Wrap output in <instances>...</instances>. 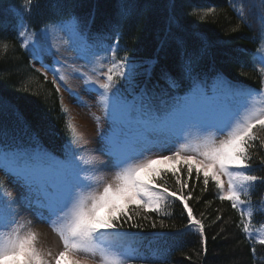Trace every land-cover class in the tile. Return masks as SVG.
I'll return each mask as SVG.
<instances>
[{
    "label": "snow or ice",
    "instance_id": "obj_1",
    "mask_svg": "<svg viewBox=\"0 0 264 264\" xmlns=\"http://www.w3.org/2000/svg\"><path fill=\"white\" fill-rule=\"evenodd\" d=\"M228 4L239 21L246 22L243 0L239 6L235 0H228ZM34 6H39V0H23L16 9V38L20 48L41 63L35 73L45 82L49 81L48 72L53 73L51 84L60 98L69 139L63 159L43 150L0 146V170L23 190L19 197H12L0 181V264L146 261L149 257L131 245L123 247L122 242L142 233L145 223L152 229L157 223L161 229L167 227L164 219H153L151 214L170 216L167 209L175 201L182 204V214L186 213L185 228L199 233L206 253L205 218L203 214L197 218L189 205L195 190L189 183L193 175L203 185L201 192L214 185L218 200L230 202L240 214L237 227L252 244L255 255V245H264L261 229L253 227L250 196L257 182L264 184V175L254 174L253 167L254 159L264 167V155H259L264 151V47L253 55L254 70L260 75L259 89L234 82L222 71H217L209 84L189 57L179 77L162 73L166 98L149 90L147 84H136L139 95L129 100L117 85L120 81L133 85L138 66L126 48L118 55L122 51L118 31L114 42L97 48L89 43L91 21L85 24L74 14L67 23L49 20L39 30L30 29L24 17L31 15ZM216 13V7H208L189 14L204 22ZM172 23H178L175 16L170 18ZM2 47L6 52L8 43ZM61 48L74 51L76 56L71 59H82L85 64L69 63ZM46 56L52 57L51 65L45 63ZM244 67L241 62L240 68ZM69 73L78 74L84 91L96 95L101 115L93 112L91 116L103 141L98 149L87 147L90 141L68 115L60 95L63 85L79 106L91 108L69 84ZM240 74L245 75L242 70ZM185 85L184 95L170 94ZM102 117L109 124L104 134L99 131ZM169 164L172 166L158 167ZM109 175L111 178H106ZM26 213L48 225L58 238L57 250L40 246L38 233L29 227L32 221L24 220ZM220 219L217 215L216 220Z\"/></svg>",
    "mask_w": 264,
    "mask_h": 264
},
{
    "label": "trees",
    "instance_id": "obj_2",
    "mask_svg": "<svg viewBox=\"0 0 264 264\" xmlns=\"http://www.w3.org/2000/svg\"><path fill=\"white\" fill-rule=\"evenodd\" d=\"M240 2L235 0L237 6ZM243 2L247 17L243 23L229 7L228 0H39V6H34L31 15H25L24 20L30 29L39 30L49 20L67 23L74 14L85 24L91 21L89 43L97 48L114 42V33L118 31L122 49L118 55L122 56L126 48L130 59L138 66L133 85L125 81L117 85L131 100L140 91L136 84L141 87L147 84L149 90L165 96L167 88L162 73L179 77L189 57L195 60L201 78L209 84L214 74L222 71L234 82L259 89L260 75L254 70L253 55L264 47V0ZM22 3L23 0H0V146L43 150L63 159L69 136L59 95L51 80L45 82L35 73L34 69L41 66L20 48L16 38V9ZM208 7H216L217 13L204 22L197 15L189 14L193 9ZM173 16L178 23L170 24ZM233 28L237 30L232 31ZM4 42L8 43L6 52L2 47ZM241 62L245 64L243 69ZM241 70L245 75L240 74ZM50 75H53L51 71ZM185 91L186 85L170 94L182 96ZM60 95L68 108L63 85ZM259 155H264V151ZM175 167L180 168V165L175 164ZM253 167L254 174L264 175V167L257 159L253 160ZM180 171L183 174L182 168ZM0 181H3L1 172ZM168 183H174L171 174ZM189 183L195 187L189 205L197 218H201V214L205 218L206 253L199 233L185 228L186 213L182 214V204L175 201L167 209L170 216L151 214L153 219H164L167 227L161 229L157 223V228L152 229L150 223H145L142 233L122 242L123 247L131 245L141 255L149 257L135 264H264V245L256 244V254H252V244L237 227L240 214L230 202L219 201L212 184L208 191L201 192L203 185L194 175ZM250 196L254 208L253 227L262 230L264 184L257 182ZM217 215L221 216L220 220H216ZM125 230H129L127 226Z\"/></svg>",
    "mask_w": 264,
    "mask_h": 264
},
{
    "label": "rangeland",
    "instance_id": "obj_3",
    "mask_svg": "<svg viewBox=\"0 0 264 264\" xmlns=\"http://www.w3.org/2000/svg\"><path fill=\"white\" fill-rule=\"evenodd\" d=\"M60 35H63L61 33ZM64 56L69 57V63H75L77 66L84 65V60H73L71 58L76 56L74 51L64 52L63 48H61ZM91 59V57H89ZM40 63V62H39ZM45 63L51 65L53 63L51 56L45 57ZM41 64V63H40ZM87 71L88 69L85 68ZM78 74L69 73V84L73 88L74 91L78 92L80 96L83 98L85 102L91 105V108L88 107H81L79 106L73 97H71L67 91H64V97L66 103L68 104L69 115L73 118V122L76 124L79 131L83 132L85 137L90 141L87 147L90 148H100L103 144V141L100 139V136L97 135V127L95 121L93 120L91 113H96L97 115H101L99 105L96 102V95L95 93H87L84 91V85L82 81L77 77ZM109 128V124L106 119L102 117V123L100 126V133L104 134ZM167 155L168 153H163ZM5 188L7 189L8 193L11 194L12 197H19L21 192L23 191L16 185L15 181L8 175L4 173L3 170H0ZM106 178H111L110 175ZM103 211V210H102ZM24 220H31L32 223L29 225L33 231H36L39 235V243L40 246L44 248H51L53 251L57 250L58 247V238L56 235L51 231L47 224L41 223L38 221L33 215L31 214H24ZM262 234H264V228L261 230Z\"/></svg>",
    "mask_w": 264,
    "mask_h": 264
},
{
    "label": "bare ground",
    "instance_id": "obj_4",
    "mask_svg": "<svg viewBox=\"0 0 264 264\" xmlns=\"http://www.w3.org/2000/svg\"><path fill=\"white\" fill-rule=\"evenodd\" d=\"M136 95H139V92H137Z\"/></svg>",
    "mask_w": 264,
    "mask_h": 264
}]
</instances>
